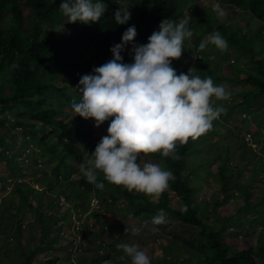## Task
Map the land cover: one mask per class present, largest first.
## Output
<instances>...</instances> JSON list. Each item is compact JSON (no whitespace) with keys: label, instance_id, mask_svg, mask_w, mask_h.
<instances>
[{"label":"trees","instance_id":"16d2710c","mask_svg":"<svg viewBox=\"0 0 264 264\" xmlns=\"http://www.w3.org/2000/svg\"><path fill=\"white\" fill-rule=\"evenodd\" d=\"M150 1L125 0L127 11L131 15L127 24H116L113 13L110 19L85 24L84 27L77 28L75 33H70L68 28L59 26L62 19L61 0H0V67L5 65L9 72L7 80L0 77V161L8 171L7 176L0 175V185L5 187L7 182L13 183L12 199H16L18 203L12 210L0 197V264H32L35 255L41 250L55 252L40 264H60L64 261L66 264H90L92 261L94 264H104L106 260L112 264H131V259L117 248V244L121 242L131 244L133 237L130 235L128 237L126 230L115 226L119 223L116 213L122 211L124 219L127 213H130L134 220L153 224V217L161 209L166 213L169 222L155 225L156 229H159V232H153L155 239L163 238L164 232L159 227L162 226L164 229L173 226V223H179L185 228L189 226L194 231L181 237L170 229L169 238H165L160 246L161 253L157 258L150 259L151 264H264V194L254 201L250 198L253 181L257 176L264 174L262 156L264 153L255 160L259 153L252 146L258 144L257 138L247 142L245 136L225 131L223 138L227 136V140L231 139V142L223 144L222 138L218 140L211 138L206 142L203 136L207 135V132L198 140L190 139L186 145L178 143L179 160L164 158L159 153L144 157L142 162L159 164L173 173L174 179L169 182L168 189L177 197L179 207H171L167 191L159 200L154 201L143 193L129 192L123 186L108 183L104 180L103 173L97 174L98 181L105 185L103 190L88 183L81 172L76 178H72L74 172L71 171V162L84 155L85 147L90 142V151L86 153V157L91 159V154L95 152L102 137L89 138L90 120L76 116L74 120L66 121L62 115L68 113L63 107L66 105L72 107L73 102L70 99L63 101L61 98L63 96L58 97L57 94H63V87L58 86L56 81H52V85L57 94L51 93L49 85L43 81L46 75L54 70L60 77L73 74L71 70L75 60L65 57L72 52L70 48L73 46L78 48L77 55L83 58V61L87 51L97 48V43L90 48L92 40H88L91 37L87 36L86 28H92L100 33L97 66L99 67L113 59L111 49L122 43V36L129 27L135 26L137 31L134 43L145 45L150 35L154 31H159L162 20L173 19L177 22L180 20L181 13L177 10L164 13V0H154L152 3ZM226 1L233 8L242 10L243 16L236 18L242 23L236 27L234 23H230L231 20L220 21L215 16L214 21H211V15L205 20L201 18L192 20V26L195 27L193 36L189 45L188 40L185 41L184 50L186 49L189 54L200 55V40L206 34L213 33L210 31L216 32L215 30L219 29L228 42L227 50L218 49L214 52L211 57L215 59L210 58V63L200 62L198 66L194 65L192 60L185 63L199 68L198 72L203 73L201 78L212 77L215 85L222 86L225 81H235L241 87L240 92L235 93L239 99L238 101L229 99V109L241 107L242 110L238 113L243 115L242 118L249 112H256V116H262L264 120V54L259 56L264 49V0ZM8 13L11 17L5 18ZM27 23L30 24L26 28ZM198 26L202 29H198ZM66 39H69V44ZM97 39L98 36H95L94 40ZM259 40H263L260 45L257 44ZM78 43L81 46H78ZM132 49L133 44H129L121 53L126 64L134 63ZM172 63L173 67L185 66L179 60ZM14 64L17 67H13ZM85 74L94 73L93 70L85 71L82 76ZM78 95L76 103L82 99L81 93ZM57 100H61V103L57 104ZM7 114L12 117L8 118ZM234 114L228 113L223 117L231 120ZM105 125L108 126V122H105ZM218 125L222 126V123ZM14 129L24 131L19 142L21 147L27 148L32 145L39 149V157L33 156L32 149L25 155V158H29L35 166L27 167L23 160H17L16 153L21 147L16 145L18 141L13 137ZM211 132L213 136L217 135L214 130ZM240 140L243 144L238 145ZM233 146H239L242 150L237 156V163L228 155ZM208 147L212 149V157L209 156L199 163L189 159L191 152ZM51 159H54L51 163L53 176L38 168L39 164L49 162ZM214 163L218 164L212 171ZM194 164H198V170H195ZM243 172L249 175L244 182L239 179ZM210 176L216 178L219 183V195L212 197V201L205 198L202 203H198L195 197L202 184L192 183V178L205 181ZM39 183L43 184L40 189L34 186ZM43 195H46L47 199H43ZM61 197L72 202L62 213L59 212ZM92 197L97 199L98 209L86 212L89 209L87 202ZM231 197H239L243 201L237 208V218L236 213L219 214L215 217L219 221L218 226L205 220V216L215 215L213 210L224 205ZM23 206L31 211L40 231L37 242H32L28 248L21 240ZM77 209L92 217L93 221L92 224L86 222L84 227H80L81 231H84L82 240L93 241L97 247L104 249V253L98 251V255L92 260L90 257H80L75 253L77 244L82 243L75 241L77 234L72 228L70 214ZM58 213L60 218L57 216ZM247 214L250 216L247 217ZM61 222L65 223L60 225ZM110 222H113L117 229L116 235L112 232V224L108 225ZM246 224L248 228L243 231V238L239 237L237 230L231 232L229 236L223 230L224 227L234 226L237 229ZM63 229L69 232V239L64 240L60 234ZM256 230V238L249 240L247 236ZM85 232H89L91 237L88 238ZM60 239L63 241L62 245L58 244ZM84 249L87 251V246ZM12 250L15 253L14 258L10 255Z\"/></svg>","mask_w":264,"mask_h":264},{"label":"clouds","instance_id":"9594fccd","mask_svg":"<svg viewBox=\"0 0 264 264\" xmlns=\"http://www.w3.org/2000/svg\"><path fill=\"white\" fill-rule=\"evenodd\" d=\"M110 1L61 0L60 11L72 24L102 22L110 19L113 13L116 24H127L131 15L126 3V10L113 11L107 18L101 19L107 10L105 3ZM164 3V13L173 10L168 9L169 3H173V7L177 4L176 0H164ZM183 11L184 19L178 22L162 20L159 31H154L145 45L134 43L137 31L135 26L129 27L122 36V43L111 49L113 59L95 67L94 74L82 76L85 73L83 64L78 68L75 61L73 63L71 78L79 85L82 96L79 103L73 102L72 105L76 116L94 121L97 129L110 121L108 135L101 138L91 159L80 164V172L97 189L103 190L105 187L97 179L99 172L112 185L123 186L129 192L143 193L153 200H159L174 179L173 173L159 164L144 163L143 158L159 153L164 158L179 160L177 144L186 145L190 139L198 140L212 130L213 122L226 111L216 102L227 101L230 95L223 86L215 85L212 77L201 78L195 68L185 74L172 67L173 61L182 59L185 41H190L193 36L188 26L191 15L185 8ZM213 12L220 17L227 15L219 4L214 5ZM207 41L221 51L228 48L227 40L219 31L209 34ZM129 44H133L134 63L126 64L121 53ZM199 47L203 50L205 44L201 43ZM70 54L78 56L72 52ZM198 56L193 55L192 58ZM61 199L66 200L64 197ZM87 203L89 209L86 212L98 209L96 198H89ZM83 216L88 215L80 209L70 214L72 228L77 234L76 243L78 240L82 242L84 231L80 227L86 224L81 220ZM168 222L163 209L152 219L153 225ZM152 231L157 229L154 227ZM117 248L131 259V264H151L149 256L138 245L121 242ZM104 264L112 262L106 260Z\"/></svg>","mask_w":264,"mask_h":264},{"label":"rangeland","instance_id":"374dc122","mask_svg":"<svg viewBox=\"0 0 264 264\" xmlns=\"http://www.w3.org/2000/svg\"><path fill=\"white\" fill-rule=\"evenodd\" d=\"M144 1L147 2L149 0H144ZM150 2L152 3V2H154V0H151ZM176 3L177 4L175 7H173V5H174L173 3H169L168 9L173 8V11L177 10L179 13H181L179 15V19L184 17L185 13H184L183 9L185 8L188 11V13L190 15H192L191 19L194 21L197 18H201L202 20H205L209 15H211V18H210L211 21H214L215 18H218L220 21H225V22H229L231 20L230 23H234L235 24L234 26H236V27L242 23L241 20L236 19V18H241L243 16L241 14L242 10H238L237 8H233L226 0H176ZM216 4H219L221 6V8L227 13V15L225 17H220V16H218L217 13L213 12V7ZM105 5L107 6V10L105 12V15L101 18L102 20L107 18L111 13H113V11H118V10L124 11V10H126L124 0H111L110 2H106ZM213 13H214V15H213ZM60 14L62 16V19L59 22V26L61 28H68L70 30V33H75L77 28L85 26V23H81V22H77L75 24L69 23L68 19L65 16H63L62 12H60ZM7 16L11 17L10 13H8L5 16V18ZM214 16H215V18H214ZM245 16H247V14H245ZM5 18H4V20H5ZM186 19H188V15L186 16ZM4 20H3V22H4ZM192 20L188 21V25H189V29L191 31H194L193 29L195 27L192 26V22H193ZM8 21H9V19H8ZM220 21H218V23ZM29 24L30 23H27L26 28L29 27ZM251 26H253V25H251ZM198 29H202V27L198 26ZM245 29L246 28H243V30H245ZM215 31H217V30H215ZM219 31H221V30L219 29ZM210 32H214V31H210ZM263 32H264V29H263ZM59 33H60V31H59ZM86 33H87L88 37H91V38H88V40L89 39L92 40L90 48H93L96 45V43H97V48H94L91 51H87L85 56H84V61H83V58H80L78 56L74 57V56H72V54L66 55L65 57L69 58V59L73 58L75 60L76 66L78 68H81L82 64H83L84 70L90 71V70H93L95 67L98 66L99 48H100V45H99L100 33L97 30H93L92 28L91 29L86 28ZM95 36H98V39L96 40L97 42L94 40ZM207 36L208 35L206 34L205 37L200 40V44L204 43L205 46L206 45H208V46H206L203 50H201V54L198 56V58L193 59L192 56L197 55V54H189V52H187L185 49L183 57L179 61L189 62L192 60L193 64L196 66H198L200 62L210 63L211 55L214 52H216L218 49L214 45H212L211 43H209L207 41ZM263 38H264V36H263ZM66 40H68V44H69V39H66ZM190 42H191V40L190 41L188 40L187 45H189ZM262 43H263V40L262 41L259 40L257 42L258 45H260ZM77 45L81 46V44H79V43ZM66 46L67 45H65V47ZM77 50H78V48L74 47V46L72 48H70V51H72L75 55L78 54ZM228 52H230V50ZM263 54H264V49L259 54V56H262ZM177 68L180 69L185 74H187L189 72V69L194 68V67H192L190 64H187L185 66H183V65L177 66ZM195 69L197 70L196 74L203 77V73L198 72L199 68H195ZM222 69H224V68L222 67ZM0 70L2 71V72H0V77L5 78L7 80L9 78V72H8L6 66L5 65L1 66ZM73 72H74V70H71V73H73ZM79 73H81V72H79ZM71 77H72L71 75L60 77V76L55 74V70H54V71L49 72L46 75V78L43 82L45 84L49 85L51 93L55 92L57 94V90L52 85V81L53 82L56 81V84L58 86L63 87V91H62L63 94L62 95L57 94L58 97L63 96V97H61L63 101H67L68 99H70L72 102H76L78 99V96H79L78 95L79 85H77ZM80 78H81V76H79V79H78L79 81H80ZM9 82L11 84L10 80H9ZM222 86L225 88L226 92L230 95V99H236V101H238L239 97H237L235 93L240 92L241 87L238 86L235 83V81H225L222 83ZM66 92H68L70 94H68ZM45 94H47V93H45ZM232 95H233V98H232ZM229 102H230V100H227L226 102H224V101H217L216 102L217 106L222 105L226 109V111H225V113H223L221 115L219 120L213 122V124H215V125L213 126L212 130L217 132V135L213 136V133L211 131H209L207 135L203 136L204 140L207 142V139L214 138V140H218V139L222 138L223 144H225L229 141L231 142L232 141L231 139L227 140V136H226V138H223L225 136V131L226 132H233V133L240 134L241 136H245V140L247 142H251V141H253L252 139L257 138V140H259L257 142L258 144L256 145L257 147L255 145H252V146H254L259 153L258 157L255 158V160H258L260 158V156L264 153V149H262L264 146V127H263L264 120H263V117L262 116L257 117L256 112H249L245 118H242L243 115L238 113V111L242 110V108L240 107L238 109H236V108L229 109ZM60 103H61V100H57V104H60ZM64 103H66V102H63V104ZM63 110L68 113L67 115H64L65 113L63 114L64 116L62 115V117H64L66 121H72L75 119L77 114L74 112L73 107L66 105L63 107ZM234 112H235V114H234ZM228 113L234 114L232 116L231 120L229 118H228L229 120H226L223 117L225 114L227 115ZM7 117L9 118L12 116L10 114H7ZM258 119H260V120H258ZM90 122H91L90 123L91 124V136L89 138L92 139L94 136L103 137V136L107 135V132H108L107 129H108L110 121H108V126L105 125V123H104L99 129H97L94 126V124H95L94 121L90 120ZM220 122L222 123V126L218 125ZM260 123L262 125H260ZM12 132H14V134H13V137H15L14 139L16 141H18V143H16V145L21 147V143H19V142H21L20 139H21V136L24 134V131L22 129H18V130L14 129V130H12ZM248 132H250V133H248ZM238 142H239L238 145L243 144V142L241 140ZM90 144H91V142L85 147L86 151H85L83 156H80V158H78L75 162L74 161L71 162V168H72L71 171L74 172L72 175V178H76V176L80 172V164L83 161H85V159H87L86 153H88L90 151ZM30 149H32L33 150L32 152H34V153H32L33 156L37 155L39 157V154H40L39 149L36 148L35 146H32V145H29L27 148L21 147L19 149V151L16 153L17 160H19V161L23 160L26 163L27 167L35 166L34 162H32L29 158H25V155L27 154V152ZM211 150L212 149H209V147H208V148L202 149L198 152L193 151L189 155V159H192V161H198V163H199L201 160H206L209 156H211V154H212ZM82 151H83V149H82ZM241 151L242 150H240L239 146L238 147L233 146V147H231V151L228 152V155H231V158L234 160V163H237V156L239 155V153ZM248 155H250L249 152H248ZM262 156H264V155H262ZM39 160H41V159H39ZM53 162H54V159H51V161H49V162L39 164L38 168H41L43 171L47 172V174H49V176H53V173L51 170V168H52L51 163H53ZM217 164L218 163H214V165H212V167H211L212 171H214L216 169ZM194 167L196 168L195 170H198V164H194ZM193 173H195V171ZM37 174H38V176H40L39 172ZM0 175H2L4 177L8 175V171L4 167V163L2 161H0ZM193 176L195 177V175H193ZM194 177L192 178V183L201 182V184H202L201 188L199 189V192L196 194V197H195L196 202L202 203L205 198L209 201H212V199H213L212 197L219 195V183H218L216 178H213L212 176H210L207 179H205V181H200V180H196ZM248 177H249L248 173L243 172V175L241 177H239V179H240V181L244 182L248 179ZM7 181H8V179H7ZM12 184L13 183H11V182H7L5 187H2V185H0V197H2V199H4V201H5V203L12 210H14V208L18 205V203H17L16 199H14V200L12 199V196H14L12 193V190H13ZM42 185H43L42 183L41 184L40 183L35 184V187L40 189V187ZM250 190L252 192V195L250 197L252 201L259 199L262 196V194H264V174L261 176L260 175L257 176L256 180L253 181V185L251 186ZM167 193H168V198H169V202L171 204V207H173V208H174V206L179 207L180 205L178 203V200H177V197L175 196V194L172 191H170L169 189L167 190ZM43 199H47V196L43 195ZM151 200H153V199H151ZM71 203H72L71 201L61 199L60 204H59V206H60L59 212L62 213L64 211H66L68 204L71 205ZM242 203H243V201L241 200V198H239V197H237V198L233 197L232 198L231 197L229 199V201L226 202L224 205H220L213 210L215 215L205 216L204 218L206 221H209L210 224L218 226L219 221L215 217L219 216V214L227 215L229 213H236L235 218H237V214H238L237 208ZM23 208H24V213L21 216V224H20L21 225V234H22L21 240H22V244H24L28 248L32 242H37L40 231H39V226L35 222L31 211L27 210L26 206H23ZM59 214L60 213L57 214L58 218H60ZM116 216L118 217L117 221H119V223L115 226L117 228L119 227V229H124V230L128 229V231H127L128 233H126L127 236L129 237V235H130L131 237L134 238V239L132 238L131 244L138 245L142 251L146 252V254L149 256L150 259L157 258L159 253H161L160 246L163 243V241L166 240L165 238H169L170 235H169L168 231L170 229H173L174 231H176V233L179 234L181 237L187 236L190 233H193V231H194L193 228H190L189 226H186V228H190L189 230H187L184 226H181L179 223H175V224L173 223V226H168L164 229L162 226L159 227L164 232V234H162L163 238L155 239V233H153L151 228L152 227L157 228V226H155L153 224H149L148 222H142L139 220H134L130 216V213H127L126 219H124L122 211H119L118 213H116ZM246 216L248 217V216H250V214H247ZM81 220H82V222L84 221L87 223L91 222V224L93 223L92 217L83 216V217H81ZM77 221H78V219H77ZM63 223H65V222H61L60 225ZM111 224H112V228H113L112 232L114 233V235H116L117 229H115L113 222H110V224H108V225L110 226ZM63 227H65V226H63ZM247 228H248V224L243 225L237 229L234 226H230L228 228L224 227L223 230L227 232V234H228L227 236H229L231 232L237 230V232L240 234L239 237L242 236L241 238H243V234H244L243 231H246ZM133 229H137V231H133ZM158 230L159 229H157L156 232H159ZM258 230H260V228H258ZM256 232H257V230L254 231L252 234L248 235L247 236L248 239L249 240L255 239L257 236ZM60 234L62 235V237H64V240L70 238V236H68L69 232H67V230H65V229L61 230ZM70 234H71V227H70ZM85 234L88 235V238L91 237L89 232H85ZM30 238H32V239H30ZM228 238H231V237H228ZM86 240L85 241L82 240V242H81L82 245L77 244V247L75 249L76 254H79L80 257L81 256H83L84 258L90 257V259L92 260L94 257H96L98 255V253H97L98 251L100 253H104L103 248L97 247L96 244L93 243V241L88 242V239H86ZM135 240H137V242ZM78 241H80V240H78ZM62 243H63V241H62V239H60L58 244L62 245ZM10 246L12 247L11 244H10ZM85 246H87V251H86V249H84ZM54 252H55V250H51V251L41 250V251H39L38 254L35 255V257L32 261V264H40L44 259H47V257H49V255H51ZM10 255H12V258H14L15 253L13 252V250H12V253H10ZM91 260H90V262H91ZM60 264H66V262L64 261V263H60ZM90 264H94V262L92 261V263H90Z\"/></svg>","mask_w":264,"mask_h":264}]
</instances>
